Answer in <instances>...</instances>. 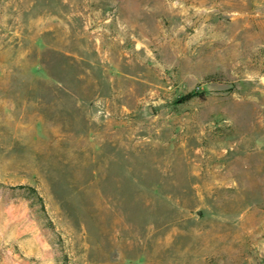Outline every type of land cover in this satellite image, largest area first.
Segmentation results:
<instances>
[{
  "label": "rangeland",
  "instance_id": "374dc122",
  "mask_svg": "<svg viewBox=\"0 0 264 264\" xmlns=\"http://www.w3.org/2000/svg\"><path fill=\"white\" fill-rule=\"evenodd\" d=\"M0 264H264V0H0Z\"/></svg>",
  "mask_w": 264,
  "mask_h": 264
},
{
  "label": "trees",
  "instance_id": "16d2710c",
  "mask_svg": "<svg viewBox=\"0 0 264 264\" xmlns=\"http://www.w3.org/2000/svg\"><path fill=\"white\" fill-rule=\"evenodd\" d=\"M192 94L186 95V99L192 97ZM12 191H18L20 196L28 202L31 207H37L40 217L47 220V215L44 209L43 200L36 191V189L29 186H17L11 189Z\"/></svg>",
  "mask_w": 264,
  "mask_h": 264
}]
</instances>
